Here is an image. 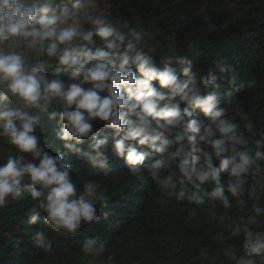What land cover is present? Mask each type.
Wrapping results in <instances>:
<instances>
[{
	"label": "clouds",
	"instance_id": "9594fccd",
	"mask_svg": "<svg viewBox=\"0 0 264 264\" xmlns=\"http://www.w3.org/2000/svg\"><path fill=\"white\" fill-rule=\"evenodd\" d=\"M160 47L114 19L110 0H0V209L23 208L30 198L29 224L43 213L52 232L75 237L112 214L111 195L99 180H75L66 157L105 170L109 180L119 175L110 161L120 158L139 183L187 198L191 218L206 206L209 220L229 229L219 244L233 264H264V166L252 167L254 156L264 160V141L250 144L258 130L239 97H222L214 75L198 81L185 56L161 55ZM51 121L63 142L55 153L43 135ZM249 202L248 214L230 215ZM236 237L242 256L228 242ZM31 238L51 252L46 231ZM80 248L93 257L106 251L101 235L84 237ZM199 257L215 264L204 248Z\"/></svg>",
	"mask_w": 264,
	"mask_h": 264
},
{
	"label": "trees",
	"instance_id": "16d2710c",
	"mask_svg": "<svg viewBox=\"0 0 264 264\" xmlns=\"http://www.w3.org/2000/svg\"><path fill=\"white\" fill-rule=\"evenodd\" d=\"M113 18L128 21L131 26L161 45L160 54L170 51L185 56L198 81L215 76L222 97H239L249 111L258 132L250 137L255 148L264 141V0H110ZM157 65L164 67L160 56ZM180 74V65H172ZM223 69V70H222ZM234 78V82H233ZM158 87V82H154ZM212 90L211 86L204 91ZM196 116L203 118L197 111ZM102 126L99 122L94 127ZM58 125L48 124L43 133L49 151L55 153L62 143L55 137ZM240 130L247 132L244 122ZM111 143V141H110ZM72 165L75 180L96 179L109 188L111 200L107 208L112 214L92 225H83L75 237L57 234L47 228L43 213L37 224L27 222L25 209L34 203L29 198L19 204L0 209V264H84L88 259L113 261L116 264H208L199 252L206 249L216 257L215 264H233L220 251L221 238L229 237V229L209 220L205 207L197 208L199 219L189 216L193 207L187 198L177 201L161 192L149 181L141 184L127 173L120 158L110 161V170L119 173L116 180L104 177L103 169H92L86 161L66 157ZM218 165V161H216ZM264 166V160L253 157L252 167ZM223 178L226 175L222 174ZM234 207L230 215L248 214ZM98 210L107 209L98 205ZM264 225V216L260 217ZM43 230L52 241L51 252L45 253L31 238ZM11 231L12 238L3 233ZM101 235L106 246L103 256L85 255L80 248L84 237ZM237 255H244L241 238H231ZM115 253V258L108 257Z\"/></svg>",
	"mask_w": 264,
	"mask_h": 264
},
{
	"label": "rangeland",
	"instance_id": "374dc122",
	"mask_svg": "<svg viewBox=\"0 0 264 264\" xmlns=\"http://www.w3.org/2000/svg\"><path fill=\"white\" fill-rule=\"evenodd\" d=\"M84 264H116V263H114L113 261H107V262L100 261L99 262V261L94 260V259H88V260H86V262Z\"/></svg>",
	"mask_w": 264,
	"mask_h": 264
}]
</instances>
